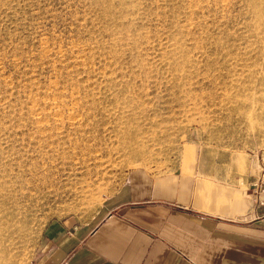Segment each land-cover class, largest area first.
I'll return each mask as SVG.
<instances>
[{"label":"rangeland","instance_id":"374dc122","mask_svg":"<svg viewBox=\"0 0 264 264\" xmlns=\"http://www.w3.org/2000/svg\"><path fill=\"white\" fill-rule=\"evenodd\" d=\"M263 98L264 0H0V191L39 186L13 264L122 187L248 204Z\"/></svg>","mask_w":264,"mask_h":264},{"label":"crops","instance_id":"0c3cea01","mask_svg":"<svg viewBox=\"0 0 264 264\" xmlns=\"http://www.w3.org/2000/svg\"><path fill=\"white\" fill-rule=\"evenodd\" d=\"M163 184L122 187L86 221H48L31 264H264V206L249 187L248 204L214 208L220 193L202 182L194 202L203 210L180 204L172 181Z\"/></svg>","mask_w":264,"mask_h":264},{"label":"bare ground","instance_id":"6f19581e","mask_svg":"<svg viewBox=\"0 0 264 264\" xmlns=\"http://www.w3.org/2000/svg\"><path fill=\"white\" fill-rule=\"evenodd\" d=\"M263 107H264V105H263ZM262 111H264V110H262ZM262 114H263V112H262ZM252 126L256 127L253 124H252ZM252 126H251V128H252ZM260 128H261V126H260ZM263 129L264 128H262V130ZM123 144H124V142H123ZM117 150H118V148H117ZM109 152H110V150H109ZM33 177L34 176H32L31 180H24V187L21 189V191L19 193L16 191V193H13V194L10 193L9 194L7 192L0 191V264H13V258L11 257V253L9 252V249H7L5 247V244H6L7 240H8L7 243L9 241L13 242L14 237H17L19 234L24 232L25 226L28 222L26 216L28 214V210L31 209V207L33 205L32 204L33 197H32V194L30 192H32L31 190L37 191L39 188V186L38 187L36 186L35 180ZM42 184L45 185L46 180L42 181ZM33 196H34V194H33ZM13 243H15V242H13ZM17 243L18 242H16V244ZM9 245H10V243L8 244V247H9Z\"/></svg>","mask_w":264,"mask_h":264},{"label":"built area","instance_id":"2783aa9c","mask_svg":"<svg viewBox=\"0 0 264 264\" xmlns=\"http://www.w3.org/2000/svg\"><path fill=\"white\" fill-rule=\"evenodd\" d=\"M253 197V204L257 207L264 206V167L261 168L257 177L248 185Z\"/></svg>","mask_w":264,"mask_h":264}]
</instances>
